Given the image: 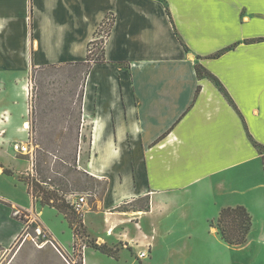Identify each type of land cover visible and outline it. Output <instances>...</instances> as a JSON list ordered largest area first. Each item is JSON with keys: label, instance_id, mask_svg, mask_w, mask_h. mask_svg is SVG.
Masks as SVG:
<instances>
[{"label": "crops", "instance_id": "obj_1", "mask_svg": "<svg viewBox=\"0 0 264 264\" xmlns=\"http://www.w3.org/2000/svg\"><path fill=\"white\" fill-rule=\"evenodd\" d=\"M108 14L115 21L105 61L92 66L81 111L83 123L92 118L88 170L104 174L121 157L118 181L108 178L97 208L89 205L88 236L79 239L56 209L45 207L61 230L44 219L22 181L29 157L11 154L9 138L0 136V248H13L38 220L65 256L59 253L61 264H70L77 241L82 264H130L132 253L151 264L162 252L224 242L211 224L236 206L252 215L249 238L256 227L264 247V0H0L1 114L10 115L0 134L26 101L29 73L86 63ZM197 65L219 84L199 76ZM139 201L145 206L131 205Z\"/></svg>", "mask_w": 264, "mask_h": 264}, {"label": "rangeland", "instance_id": "obj_2", "mask_svg": "<svg viewBox=\"0 0 264 264\" xmlns=\"http://www.w3.org/2000/svg\"><path fill=\"white\" fill-rule=\"evenodd\" d=\"M105 35V32H102L98 37L100 39ZM102 47L103 44L97 47L98 52L92 55L93 59L98 56L103 58ZM93 64L92 62L79 65L50 66L32 70L25 79V95L21 96V98L23 96L26 98L24 105L20 110L16 109L11 112L10 123L8 122L5 130L1 132L11 142V149H8L10 153L18 156L19 154L15 153L12 144L21 142L20 140H27L29 136L26 131H23L24 122L30 123L35 164L28 174L23 176L27 186L30 179L33 178L38 181H47L48 184L42 183L43 188L46 191L56 192L68 202L87 195L91 210L97 208L99 200L109 187V179L118 181L116 168L121 160V157L112 159L105 166V173L98 176L88 170V162L91 157L89 137L92 130V118H88L83 123L81 100ZM6 98L5 95H0V120L3 118L2 114L10 116L8 111L1 114L2 108L7 105ZM82 124L84 125L82 126ZM81 134H83V140ZM55 182H60V186L55 185ZM31 190L32 192L36 191L33 190V187ZM35 196L34 202H37L41 208L43 193L37 190ZM131 205L143 207L145 202L139 201ZM43 208L44 219L52 223L56 230H61L62 225L57 221L55 212ZM67 213L68 218L61 214L67 221L70 219L74 222L75 225L73 224V228L71 227L73 231L75 226L80 229V234L76 235L77 238L88 236L83 218L75 215L72 210H68ZM38 224H41L38 220L33 221L31 228L25 231V234L11 249L4 264L65 263L52 245H42L43 239L37 240V243L30 237L26 239L28 232L34 235V228ZM95 229L99 232L102 226L95 224ZM254 231L249 238L252 242L242 246H231L210 239L204 250L194 251L187 248L175 252H162L158 256L159 259L155 260L154 258L151 264H264V247L257 244L258 230L256 227ZM84 241L85 244L93 247V239L86 238ZM185 242L190 244L193 240ZM83 246V242L77 241L73 256H66L70 263L82 264ZM122 257L126 259L127 254H123ZM128 260L130 264H142L143 262L136 258V253L129 254ZM96 262L98 264H114L105 259H97Z\"/></svg>", "mask_w": 264, "mask_h": 264}, {"label": "trees", "instance_id": "obj_3", "mask_svg": "<svg viewBox=\"0 0 264 264\" xmlns=\"http://www.w3.org/2000/svg\"><path fill=\"white\" fill-rule=\"evenodd\" d=\"M169 15L170 11L168 10ZM115 21V15L114 14H108L103 22L101 23L99 29L97 30L94 39L89 43L88 47V58L86 63H94V64H102L105 61V50H106V43L107 40L111 34L113 24ZM102 32H105V36H102L99 39V35H101ZM177 34V32H176ZM182 45L185 47L186 50L187 47L186 45L181 42ZM100 44H103L102 47V52H103V58L101 59L99 56L96 59L92 58V55L98 52V46ZM85 64V63H83ZM43 69V68H41ZM196 71L199 76H207L214 81H216L218 84L219 82L217 81V78L214 77L213 74H211L209 71H207L202 65H197L196 66ZM220 89L223 91L224 94H226L225 90L222 88L220 85ZM200 89H198V92ZM9 173V171H7ZM30 176H33L29 174ZM24 180V178L22 179ZM42 183L48 184L47 181H38L36 178L30 179L28 182V189L29 193L35 198V193L37 190L40 193H43L42 196V202L41 206L42 207H50L56 209L59 213H62L68 218V210H72L73 213L79 217H81L73 208V206L70 204V202L66 201L65 199L61 198L59 194L56 192H50L46 191L45 188H43ZM60 182H55V185L60 186ZM33 187V190L35 189V192H32L31 188ZM82 218V217H81ZM68 222L70 226L73 228L74 222L70 219H68ZM75 225V224H74ZM212 227H215L220 236L221 239L228 245L231 246H242L248 243L249 241V235L251 233V230L253 228V217L252 215L248 212V210L244 206H236V207H227L223 208L222 211L220 212V216L217 220V222L211 224ZM74 233L75 236L80 234V229L75 226L74 227ZM77 237V236H76ZM94 248L99 249L101 252L114 257L118 259L117 251L108 248L106 245H98L95 242H93L92 245Z\"/></svg>", "mask_w": 264, "mask_h": 264}, {"label": "built area", "instance_id": "obj_4", "mask_svg": "<svg viewBox=\"0 0 264 264\" xmlns=\"http://www.w3.org/2000/svg\"><path fill=\"white\" fill-rule=\"evenodd\" d=\"M9 120V117L4 114L2 120L0 121H5L7 122ZM28 128H23V131H26L28 134V138L27 140H21V142H14L12 144L13 150L15 151V153H18L21 156H28L29 157V163L31 165V167H34L35 164V156H34V152L32 151V146H33V142L31 140V126L30 123ZM0 136H3V133L0 134ZM70 204L73 206V208L75 209V211L83 218L84 214L87 212V210L89 209V199L88 196H80L77 198H74L70 201ZM16 216H20L22 215V212L20 210L15 211L14 213ZM36 236L32 237L31 239L37 243V240H41L42 241V245H46V244H50L52 245V247L58 252L60 253L64 258L65 256L62 254L61 249L59 248L58 244H56L55 241H53L49 235L45 232V230L40 226L37 225L34 229ZM84 248V246H83ZM12 248H0V264H4L5 260L7 258V256L9 255L10 251ZM75 251V250H74ZM139 258L140 259H145L149 256V251H142L139 253ZM66 259V258H65ZM83 262V258L81 259ZM70 262V261H69ZM74 264H76L75 262H73ZM72 264V263H70Z\"/></svg>", "mask_w": 264, "mask_h": 264}, {"label": "bare ground", "instance_id": "obj_5", "mask_svg": "<svg viewBox=\"0 0 264 264\" xmlns=\"http://www.w3.org/2000/svg\"><path fill=\"white\" fill-rule=\"evenodd\" d=\"M29 127V124L27 123L26 125H25V128H28Z\"/></svg>", "mask_w": 264, "mask_h": 264}]
</instances>
